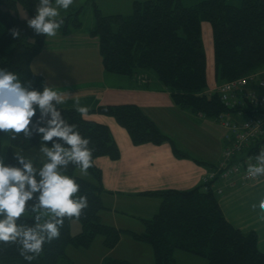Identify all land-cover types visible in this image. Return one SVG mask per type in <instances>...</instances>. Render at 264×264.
Listing matches in <instances>:
<instances>
[{
	"label": "trees",
	"instance_id": "obj_1",
	"mask_svg": "<svg viewBox=\"0 0 264 264\" xmlns=\"http://www.w3.org/2000/svg\"><path fill=\"white\" fill-rule=\"evenodd\" d=\"M38 2L0 0V24L4 27L0 35V69L15 73L29 90L41 91L43 79L31 71L29 64L42 50L46 35H37L28 26V19L14 14L19 4L30 19L36 14ZM132 6L131 15L126 17L120 14L102 16L94 9L96 22L90 33L98 37L102 67L106 72L120 76H132L136 70L153 73L179 108L207 118L217 117L227 110L216 92H206L202 22L208 23L212 31L214 78L218 84L264 68V0H241L238 6L225 0H201L193 5H183L181 0H144L134 1ZM77 13L62 17V31L80 27ZM12 29L19 32L18 37L11 35ZM59 109L69 124L76 125L80 134L89 138L92 163L100 156L118 159L119 150L107 126L85 120V112H78L76 108ZM91 112L112 117L126 130L133 145L167 142L175 157H189L136 105H102ZM48 119L50 114L41 118L38 112L32 123L47 126ZM40 136L34 133L27 139L21 133L15 140L10 137L4 162L19 166L13 158L12 147L30 149L41 143ZM47 146L50 147L51 142H47ZM76 169L69 164L62 173L76 181L80 186L77 195H86L89 206L79 219L65 218L60 237L45 244L43 252L30 264H63L67 245L88 247L96 235H101L103 245L111 249L123 233L149 244L155 264H176L174 250L201 257L206 264H264L256 234L241 232L224 218L217 193L211 185L217 177L188 190L141 193L158 198L160 204L152 217L140 220L142 231L134 232L117 229L102 221L101 214L106 207L100 170L93 165L88 169L90 179H85L75 175ZM32 215L26 212L18 223H33ZM71 219H77L81 225V231L74 235L70 234ZM0 264L29 262L19 254L16 245L0 243ZM104 264L130 263L111 260Z\"/></svg>",
	"mask_w": 264,
	"mask_h": 264
},
{
	"label": "crops",
	"instance_id": "obj_2",
	"mask_svg": "<svg viewBox=\"0 0 264 264\" xmlns=\"http://www.w3.org/2000/svg\"><path fill=\"white\" fill-rule=\"evenodd\" d=\"M65 11L60 9L61 17L66 14ZM94 26L68 31L57 29L55 36L46 35L42 50L34 55L29 65L31 71L43 79L41 92L44 86H48L59 94L69 96L64 103L57 105L58 108H76L78 97L79 105L88 109L83 118L107 126L118 147V159L112 160L107 156L93 159V165L101 172L105 190L103 204L106 209L102 211V221L120 230L141 232L143 225L140 220L152 217L160 204L158 198L141 193L188 190L217 177L211 185L217 193L224 218L241 232H254L257 248L264 254V222L251 208L264 196V176L253 181H243L238 173L227 180L218 177L216 165L222 149L227 145L224 129L216 118H207L174 105L169 92L153 73L136 70L132 76H120L96 66V75L91 77V63H80L76 58L88 55L91 50H94L92 56L99 55L98 38L90 33ZM201 31L206 59V92L211 93L218 84L214 78L212 31L206 22L201 23ZM72 74L74 76L68 79L67 76ZM124 104L140 107L162 134L189 157H175L167 142L133 145L126 130L112 117L91 112L102 105ZM137 244L146 249L145 253L148 249V264H155L151 246L135 240L128 233L120 235L100 264L111 260L136 264V260L143 259L136 249ZM180 255L189 259L185 264H191L188 263L190 261L206 264L203 258L196 261L181 251Z\"/></svg>",
	"mask_w": 264,
	"mask_h": 264
},
{
	"label": "clouds",
	"instance_id": "obj_3",
	"mask_svg": "<svg viewBox=\"0 0 264 264\" xmlns=\"http://www.w3.org/2000/svg\"><path fill=\"white\" fill-rule=\"evenodd\" d=\"M73 2L54 0L53 4V0H39L35 16L27 20L28 26L37 35L55 36L64 23L59 10H67ZM10 31L18 37V31ZM68 98L48 86L42 92L29 90L15 73L0 69V132L9 134L12 140L21 133L27 139L34 133L41 134L39 151L46 158L40 168L21 153L13 157L19 166L6 164L0 158V243L16 245L29 264L40 256L45 244L60 237L65 218L79 219L89 206L86 195H77L80 186L76 181L62 174L69 164L77 167L82 176L93 166L89 138L83 137L76 125L69 124L57 107ZM75 104L78 112L88 110L79 105L78 97ZM37 109L41 118L50 114L47 126L32 123ZM47 142H51L50 147ZM254 159L255 164L248 163V177L264 176V149ZM251 208L264 222V196ZM26 212L33 214V223H18Z\"/></svg>",
	"mask_w": 264,
	"mask_h": 264
},
{
	"label": "built area",
	"instance_id": "obj_4",
	"mask_svg": "<svg viewBox=\"0 0 264 264\" xmlns=\"http://www.w3.org/2000/svg\"><path fill=\"white\" fill-rule=\"evenodd\" d=\"M221 104L229 115L218 116L219 123L226 130L227 145L222 150L218 165L220 178L227 180L232 174H240L243 181H253L247 175L248 163L255 164L254 157L264 149V68L244 76L223 81L214 86ZM248 154L235 164L229 161Z\"/></svg>",
	"mask_w": 264,
	"mask_h": 264
},
{
	"label": "rangeland",
	"instance_id": "obj_5",
	"mask_svg": "<svg viewBox=\"0 0 264 264\" xmlns=\"http://www.w3.org/2000/svg\"><path fill=\"white\" fill-rule=\"evenodd\" d=\"M134 1H144V0H74L73 4L65 11V15L67 14H74L77 13V19L80 22V27H89L90 25H95V12L94 9H97L102 16L107 15H115L120 14L123 16H130L132 13V5ZM201 0H181L183 5H193ZM227 3L238 6L241 3V0H225ZM54 4V3H53ZM60 11V10H59ZM14 14H16L20 18H26L29 19L28 12L23 9L19 4L17 5L16 12L14 11ZM79 27V28H80ZM61 29V28H59ZM77 29V28H75ZM62 30V29H61ZM68 30H73L72 27H68ZM4 31V27L0 24V35ZM94 36V35H93ZM98 38L97 36H94ZM92 52L94 50H91L90 53L84 57H77L76 59H79V62H90V69H92L93 75L91 77H94L96 75L95 68L102 67L101 64V57L100 55L92 56ZM61 58V57H60ZM85 69V68H82ZM79 72V71H78ZM77 76V74H75ZM74 75H68L67 78H72ZM10 144V135L6 133H1V148H0V158L5 159L6 150L8 149V146ZM42 146L41 143L37 144L36 146L30 148V149H22L18 147H12V153H21L26 158H31L33 160L34 167L38 168L41 165H43V162L45 161V157L42 152L39 151L40 147ZM247 155L246 151H243L242 154L234 157L232 159L233 162H237L239 159L245 157ZM64 174V173H62ZM65 175V174H64ZM75 175L78 177H82L85 179H90L89 174L82 176L80 174L79 169L75 170ZM136 228V224L135 227ZM81 231V225L80 222L77 219H71L70 220V234L74 235ZM103 237L101 235H96L91 242V244L88 247H75L72 245H67L65 248V257L62 259L61 263L63 264H100L101 261L104 259V256H108L109 250L107 247L103 245ZM136 249L141 252L142 260H136V264H148L150 262L148 258V249L147 254L145 253L142 247H140L139 244L136 245ZM186 254H189L194 258V260H202L201 257L192 255L190 253H187L186 251H181ZM145 253V254H144ZM153 258V255L151 254V259ZM173 258L175 259L176 264H185L189 259L180 255V250H174L173 252ZM207 262V261H206ZM191 264H197L195 262H188Z\"/></svg>",
	"mask_w": 264,
	"mask_h": 264
}]
</instances>
